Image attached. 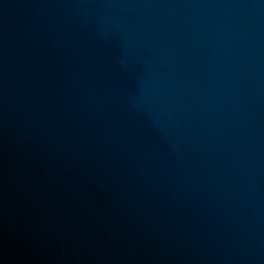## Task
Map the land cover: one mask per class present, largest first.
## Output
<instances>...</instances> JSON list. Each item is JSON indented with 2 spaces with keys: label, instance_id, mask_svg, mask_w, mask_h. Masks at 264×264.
Instances as JSON below:
<instances>
[{
  "label": "water",
  "instance_id": "water-1",
  "mask_svg": "<svg viewBox=\"0 0 264 264\" xmlns=\"http://www.w3.org/2000/svg\"><path fill=\"white\" fill-rule=\"evenodd\" d=\"M0 264H264V0H0Z\"/></svg>",
  "mask_w": 264,
  "mask_h": 264
}]
</instances>
